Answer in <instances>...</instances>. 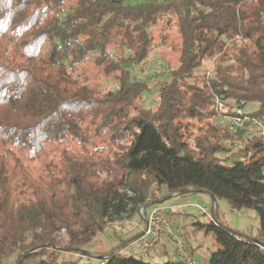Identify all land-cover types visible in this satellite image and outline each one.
<instances>
[{"label": "trees", "instance_id": "16d2710c", "mask_svg": "<svg viewBox=\"0 0 264 264\" xmlns=\"http://www.w3.org/2000/svg\"><path fill=\"white\" fill-rule=\"evenodd\" d=\"M163 14L176 16L180 54L145 107L150 82L129 67L148 56ZM86 62L117 87L89 86L76 75ZM239 102L264 118V0H0V264H152L124 252L138 235L95 262L85 247L188 193L212 200L211 219L196 223L214 243L203 264H264V140L219 122ZM216 200L255 212L258 235L220 223Z\"/></svg>", "mask_w": 264, "mask_h": 264}, {"label": "rangeland", "instance_id": "374dc122", "mask_svg": "<svg viewBox=\"0 0 264 264\" xmlns=\"http://www.w3.org/2000/svg\"><path fill=\"white\" fill-rule=\"evenodd\" d=\"M144 1L145 0H126V4L136 5ZM149 30L153 37V44L148 56L139 65L129 67L131 76L137 80L148 79L150 82V93L144 95L143 106L145 107H151L156 103L158 96V87H156L157 82L164 80L169 71L177 66L181 48V37L176 25V16L172 14L161 15ZM125 54L128 55L129 52L126 51ZM212 65V61L206 59L203 62L202 70H209L212 68ZM78 74L87 81L89 86L100 91L114 90L117 87V83L112 77L103 75L91 62L80 64L76 72V75ZM256 108V104H247L243 107V111L250 112ZM51 155V152H48L38 161L29 163L28 165L32 174L36 175L42 164L47 162ZM219 156L227 158L230 155ZM190 197L189 200L192 205L197 203L202 204L209 210L210 216L212 215L210 211L212 209V201L210 198L201 194H190ZM184 203L185 201L179 204L177 209H179L181 214L186 212L187 216L182 218L176 217L175 224L181 232L180 240L193 253L194 263L203 264L207 260L209 253L214 249V243L211 233H207L203 231L202 228H198L196 223L204 225L207 224L209 220L194 207H180ZM159 205L167 209L165 206L167 205L166 201H163ZM149 208H147L146 213L149 211ZM214 212L216 213L214 215L216 219L233 232L246 237H256L258 235L259 221L255 212L250 210H233L224 200H216ZM144 214V209L142 212L139 211V215L143 220ZM117 222L108 224L105 229L98 233L85 247L93 256V258H89L88 261L95 262L96 257L107 254L111 249L117 247L122 240H128L136 236L135 225L141 223L137 216L130 219L126 217V219L120 221V224H117ZM193 228L197 229L192 230ZM63 235L64 231L60 232L62 241H64ZM130 243L132 244V241H129V244ZM153 249L154 250H151L148 254L142 256L143 261L152 264H162L172 259L170 247L168 248L169 252L167 256H160L159 259L153 258V254L157 248L154 247ZM60 256L70 260H76L79 259L80 254L63 251L60 252ZM85 261L86 260L83 258L82 262Z\"/></svg>", "mask_w": 264, "mask_h": 264}, {"label": "built area", "instance_id": "2783aa9c", "mask_svg": "<svg viewBox=\"0 0 264 264\" xmlns=\"http://www.w3.org/2000/svg\"><path fill=\"white\" fill-rule=\"evenodd\" d=\"M217 103L218 100L215 99ZM244 102L235 105L233 114L220 116L219 122L228 127L231 131L241 130L249 127L253 133L248 138L258 136L264 140V118L251 116L243 111ZM180 207H194L208 220L211 219L209 210L202 204L192 205L190 200L185 201ZM143 208L140 209V212ZM144 224L140 234L132 242L137 255H146L163 239H168L174 248V260L182 264H195L193 257L184 243L180 240V229L170 217L166 208L160 205H153L147 214H144ZM120 224V221L117 222Z\"/></svg>", "mask_w": 264, "mask_h": 264}, {"label": "crops", "instance_id": "0c3cea01", "mask_svg": "<svg viewBox=\"0 0 264 264\" xmlns=\"http://www.w3.org/2000/svg\"><path fill=\"white\" fill-rule=\"evenodd\" d=\"M190 194H201V195H204L208 198H210L209 195H207L206 193H188L184 196H177V195H170V196H167L166 199L164 201L167 202V205H165L167 207V211L170 215V217L172 218V220L174 222H176V217H186L187 216V213H182L179 212V209H177V206L179 204H181L183 201H187L189 200L191 197H190ZM211 199V198H210ZM212 201V200H211ZM163 202V201H162ZM161 202V203H162ZM216 214V213H215ZM144 224V220H142V222L140 224H136L135 227H136V234L139 235L140 232H141V227L143 226ZM197 228H193L192 230H196ZM180 237H181V232H180ZM157 250L154 252L153 254V258L155 259H159L160 256H167V253L169 252L168 251V248L170 247V254L172 256V259H174V248H173V244L166 238H163L156 246ZM187 249L189 250V252L191 253L192 257H193V253L192 251L187 247ZM154 250V249H153ZM124 252H129V253H134V254H137L135 249H134V246H132V244H130L126 249H124Z\"/></svg>", "mask_w": 264, "mask_h": 264}, {"label": "water", "instance_id": "95a60500", "mask_svg": "<svg viewBox=\"0 0 264 264\" xmlns=\"http://www.w3.org/2000/svg\"><path fill=\"white\" fill-rule=\"evenodd\" d=\"M144 209V208H143Z\"/></svg>", "mask_w": 264, "mask_h": 264}]
</instances>
